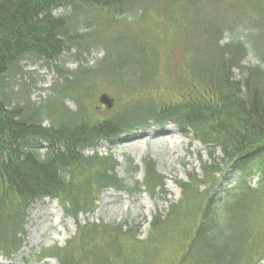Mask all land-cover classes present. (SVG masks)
Segmentation results:
<instances>
[{"label": "trees", "instance_id": "obj_1", "mask_svg": "<svg viewBox=\"0 0 264 264\" xmlns=\"http://www.w3.org/2000/svg\"><path fill=\"white\" fill-rule=\"evenodd\" d=\"M152 17L154 32L143 26ZM259 24L264 0H0V253L11 256L22 246L28 206L43 197L58 198L64 214L76 219L96 208L103 188L163 192L152 159H144L139 183L131 158L123 163L122 178L112 154L84 155L81 149L100 139L113 142L147 122L171 121L190 127L223 156L217 160L210 149L203 178L189 174L188 182L176 181L179 199L152 217L147 239H137V227L127 220L86 222L63 246L42 249L41 256H54L58 264H258L264 256ZM259 31L253 45L250 36ZM150 39L155 49L148 48ZM99 46L104 54L90 64L84 54ZM64 52L79 61L74 69L64 66ZM248 54L252 63L242 68ZM32 59L59 78L51 97L39 104L27 97L21 104L16 98L28 96L33 86V79H21L27 75L21 62ZM233 68L242 69L240 80ZM102 92L113 98L107 112L95 108ZM44 120L48 126L41 127ZM41 140L48 144L43 154ZM228 164L237 172L244 168L241 177L215 194V173ZM252 170L260 175L256 188L245 181ZM201 183L208 186L200 190Z\"/></svg>", "mask_w": 264, "mask_h": 264}, {"label": "rangeland", "instance_id": "obj_2", "mask_svg": "<svg viewBox=\"0 0 264 264\" xmlns=\"http://www.w3.org/2000/svg\"><path fill=\"white\" fill-rule=\"evenodd\" d=\"M67 10L69 11L68 8ZM131 18H133V15ZM134 19H136V17ZM163 21L164 20L160 19L158 23ZM155 23H157L156 17L146 20L143 22L144 29L149 28L151 32H154L153 27L155 26ZM259 25L261 28L264 26V24ZM126 28L127 26L124 29L126 30ZM262 33V31H259L257 34L250 36V42L253 45L258 43ZM226 41L227 36L222 39L221 43ZM147 46L150 50L155 49V44L152 39H150ZM119 48L124 49L123 45H120ZM103 52L104 49L101 48V46H99L97 50L92 51L90 55H87L89 63L95 62L96 58L102 56ZM65 61L66 67L69 69H73L77 64L76 61L70 57ZM251 63L252 58H250L249 54L240 61V65L243 68L251 65ZM26 67L28 69L37 67L38 74L40 76L42 74V77L45 80V82L43 81V84L47 85L42 94L45 95L44 97H50L49 87L52 81L56 79V75L54 73H50L46 66L39 68L37 64L33 65L31 63H27L25 68ZM241 70L242 69L233 68L231 71L236 80H240L242 78ZM20 77L23 80L27 78V76L23 75ZM13 87L16 89L15 85H13ZM47 90L49 91V94ZM34 92L35 90L32 94H30V96L24 95L17 97L16 99L21 101V104L27 99V97L30 102H36V104L37 102L44 100V97L39 98V96H36ZM64 102L69 109L75 110L76 105L73 101L66 99ZM97 105L101 106V104L97 102L96 109ZM107 110L108 108H105L106 112ZM48 122V120H45L43 125L47 126ZM160 129L162 128L157 126V130ZM166 135L168 139H165ZM173 135L174 129H170L164 136L156 135L153 138H149V134L144 130H141L137 131L135 135H133L135 137L122 140L117 145L113 146L107 143L109 145L108 148H104L102 145H99L96 149L88 148V150L86 149L83 151L86 155L93 152H97L98 154H107L112 152L114 159H116L117 164H119L114 170L117 175L122 178L126 176L122 166L125 159L131 158L137 163V161H142L144 158H151L154 163L155 170L157 169L165 176V179L171 180L174 184L173 187L169 186L167 188L165 186V189L168 190L167 194L163 196L157 194V196H150V198L144 199L139 193L128 196L125 193L116 192L117 190L114 188H104L101 190L97 200L95 201V204L97 205L96 209L86 213L80 212L77 222L74 221L72 217L66 218L63 215L62 207L58 206L60 204H58L59 202L56 199L46 198L38 201L32 207L28 208V214L24 225V230L26 231L23 239V247L12 259L8 260L5 256L0 255V264H57L50 258L40 259L36 256L40 250L48 249V247L54 244L57 246L63 245L68 238L74 234L77 223L83 224L91 221H103L109 223L115 222V220L124 221L125 218H127L128 221L131 220V222L134 220L135 223L141 222V224H146L148 216L153 215L158 211L165 213L169 201H175L179 197V190L175 185V180L185 179L187 173H196L197 177L200 178V171L202 172V170L200 169L201 166H199L200 163L198 161L197 153H200L203 157L207 155V149L205 146L192 140L189 135L184 136L183 140L177 144V146L170 145L169 143L171 142ZM214 155L217 158H220V156H218L220 155L218 148L216 149V153H214ZM183 162H186V166L182 165ZM139 175L140 173L138 172L137 176L139 177ZM142 229L143 228H141L138 232L139 237L145 236ZM261 264H264V260Z\"/></svg>", "mask_w": 264, "mask_h": 264}, {"label": "water", "instance_id": "obj_3", "mask_svg": "<svg viewBox=\"0 0 264 264\" xmlns=\"http://www.w3.org/2000/svg\"><path fill=\"white\" fill-rule=\"evenodd\" d=\"M101 100H102V101H107V98L103 96V97L101 98Z\"/></svg>", "mask_w": 264, "mask_h": 264}, {"label": "bare ground", "instance_id": "obj_4", "mask_svg": "<svg viewBox=\"0 0 264 264\" xmlns=\"http://www.w3.org/2000/svg\"><path fill=\"white\" fill-rule=\"evenodd\" d=\"M179 143V142H178Z\"/></svg>", "mask_w": 264, "mask_h": 264}]
</instances>
